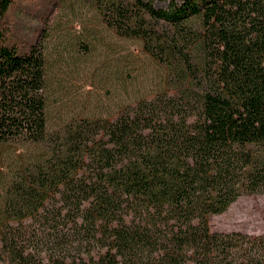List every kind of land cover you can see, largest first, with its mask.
<instances>
[{"label":"trees","instance_id":"16d2710c","mask_svg":"<svg viewBox=\"0 0 264 264\" xmlns=\"http://www.w3.org/2000/svg\"><path fill=\"white\" fill-rule=\"evenodd\" d=\"M154 1L134 0L148 20L127 34L154 40L178 83L64 131L48 177L18 191L31 244L2 229L0 264H264V234L208 225L264 193V0ZM12 3L0 0V142L42 143L45 58L10 44Z\"/></svg>","mask_w":264,"mask_h":264},{"label":"rangeland","instance_id":"374dc122","mask_svg":"<svg viewBox=\"0 0 264 264\" xmlns=\"http://www.w3.org/2000/svg\"><path fill=\"white\" fill-rule=\"evenodd\" d=\"M153 6L166 8L167 2L155 0ZM140 16L146 24L148 16L134 0H13L5 20L10 44L22 51L35 44L45 58L46 139L0 142V232L31 244L27 233L19 232L29 218L15 229L21 227L18 191L33 186V176L48 177L64 131L95 117L112 119L127 102L161 95L178 83L167 61L150 51L154 40L147 48L142 38L127 34ZM55 191H49L44 205L55 204ZM208 225L211 231L264 234V193L239 196L223 212L209 215Z\"/></svg>","mask_w":264,"mask_h":264}]
</instances>
